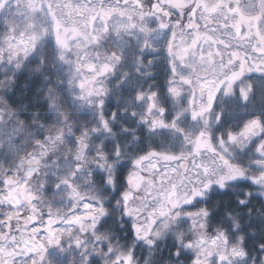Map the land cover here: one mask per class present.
Masks as SVG:
<instances>
[{
    "label": "snow or ice",
    "instance_id": "snow-or-ice-1",
    "mask_svg": "<svg viewBox=\"0 0 264 264\" xmlns=\"http://www.w3.org/2000/svg\"><path fill=\"white\" fill-rule=\"evenodd\" d=\"M0 264H264V0H0Z\"/></svg>",
    "mask_w": 264,
    "mask_h": 264
},
{
    "label": "trees",
    "instance_id": "trees-1",
    "mask_svg": "<svg viewBox=\"0 0 264 264\" xmlns=\"http://www.w3.org/2000/svg\"><path fill=\"white\" fill-rule=\"evenodd\" d=\"M162 71H163V69H162ZM161 79H163V76L162 75H161ZM227 106L230 108L231 107V104H228ZM226 121H227V124L228 125H232V126H234L235 123H236V121L232 120L231 118H228L227 116H226ZM121 234H123V233H121Z\"/></svg>",
    "mask_w": 264,
    "mask_h": 264
}]
</instances>
